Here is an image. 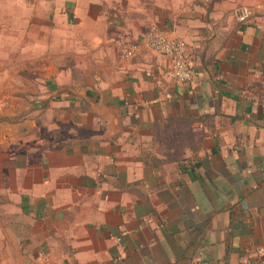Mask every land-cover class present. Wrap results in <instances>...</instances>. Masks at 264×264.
<instances>
[{"label":"crops","instance_id":"1","mask_svg":"<svg viewBox=\"0 0 264 264\" xmlns=\"http://www.w3.org/2000/svg\"><path fill=\"white\" fill-rule=\"evenodd\" d=\"M259 1L0 0V67L39 44L52 88L45 122L0 88V264H264V14L239 18Z\"/></svg>","mask_w":264,"mask_h":264},{"label":"rangeland","instance_id":"2","mask_svg":"<svg viewBox=\"0 0 264 264\" xmlns=\"http://www.w3.org/2000/svg\"><path fill=\"white\" fill-rule=\"evenodd\" d=\"M243 1H245V0H243ZM246 1H248V0H246ZM38 45L39 44L34 43L32 45L33 47H31L32 49L28 50L26 45L22 41L18 42V45H17L18 48L16 50V65L15 66L11 65L10 67H8V66H6V67L1 66L0 67V72L2 73V76H1L2 78L7 77L9 75V73L10 74L15 73L17 75V80L15 82H11V81L9 82V81H3L2 80L0 82V88H1V93L7 94L8 92H10V90L18 93L17 94V103H16L17 106L16 107H22L23 108L25 105H28L29 101H30L29 94H31V97H32L31 101H32V106H33V110H32L33 118H34V120H36L38 122L39 121L45 122L48 118H50L51 115L49 114V112L45 113L44 111H41L42 108L43 109L45 108L43 106L45 98H41V96H42V92L44 90H46V89L52 90V88L50 86L48 87L46 82L41 81V80L37 81V79H36L39 76L41 77L42 73L46 72V68H48V66L41 65V53H42V51L40 50V46H38ZM24 47H26V48L24 49ZM36 48H38V49H36ZM54 53H55V51L50 52V54L52 55V57L50 59H53V62H55V60H56V53L55 54ZM64 59H65V61H67L69 59L71 60V55H67V53H65ZM52 64H53V66L49 65V69L54 68V63H52ZM3 75H5V76H3ZM80 75L79 74H76V75L72 74V76H74V78L80 77ZM65 84H68V83H65ZM25 93H27V94L24 95ZM49 93H51V95L53 94L51 91H49ZM52 113H53L52 117L54 119H56V114H57L56 110L54 109ZM69 116L65 112L64 117H63L64 121H69V119H70ZM25 117H26V115L23 113V111L21 113H18V115H17L18 120H20V119L23 120ZM62 133L66 134V129L62 130ZM51 134H52V132H50V135ZM0 247H1L0 248L1 253H6V250L9 247V242L7 241L6 243H4L2 241ZM1 260L5 264H11L10 258H8V257H2Z\"/></svg>","mask_w":264,"mask_h":264},{"label":"built area","instance_id":"3","mask_svg":"<svg viewBox=\"0 0 264 264\" xmlns=\"http://www.w3.org/2000/svg\"><path fill=\"white\" fill-rule=\"evenodd\" d=\"M240 19L256 13L264 14V0L240 9ZM148 46L155 52L165 56L170 64L171 77L181 83H192L195 72L191 56L184 43L161 29H154L147 38Z\"/></svg>","mask_w":264,"mask_h":264}]
</instances>
